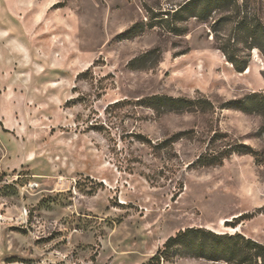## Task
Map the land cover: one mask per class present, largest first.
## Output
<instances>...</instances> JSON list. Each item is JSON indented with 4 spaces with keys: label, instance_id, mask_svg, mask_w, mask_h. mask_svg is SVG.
<instances>
[{
    "label": "rangeland",
    "instance_id": "374dc122",
    "mask_svg": "<svg viewBox=\"0 0 264 264\" xmlns=\"http://www.w3.org/2000/svg\"><path fill=\"white\" fill-rule=\"evenodd\" d=\"M187 1L0 0V264H224L150 262L188 227L264 245V160L196 163L225 142L264 158V116L232 105L264 93V0L177 31L152 17ZM153 95L212 106L154 110Z\"/></svg>",
    "mask_w": 264,
    "mask_h": 264
},
{
    "label": "trees",
    "instance_id": "16d2710c",
    "mask_svg": "<svg viewBox=\"0 0 264 264\" xmlns=\"http://www.w3.org/2000/svg\"><path fill=\"white\" fill-rule=\"evenodd\" d=\"M229 4L230 0H188L172 12L170 10L161 11L152 17H160L161 22H165L171 31H177L175 23L183 20L185 13L187 17L205 19L216 8ZM224 20V18L216 20L213 30L216 31V26ZM135 27L137 26L135 25ZM218 48L237 71L241 72L245 69L244 58L230 51L226 43L220 42ZM144 103L154 110L161 111L199 110L205 112L207 105L212 106L209 100L203 97L189 99L168 95H153L147 97ZM232 105L240 111L264 116V93L252 92L241 100L233 101ZM259 132L264 134V122L259 128ZM213 137L217 138L218 136ZM233 153L251 154L257 163L264 160L262 152L253 150L247 144L225 142L218 149L207 147V150L198 156L196 163L200 167L221 165ZM180 254L224 264H264V245L262 243L238 232L217 233L203 227H188L168 237L162 247L152 256L150 262L161 258L166 261Z\"/></svg>",
    "mask_w": 264,
    "mask_h": 264
}]
</instances>
